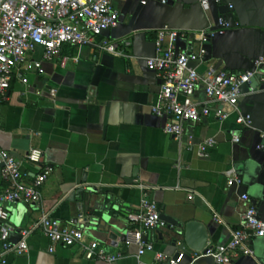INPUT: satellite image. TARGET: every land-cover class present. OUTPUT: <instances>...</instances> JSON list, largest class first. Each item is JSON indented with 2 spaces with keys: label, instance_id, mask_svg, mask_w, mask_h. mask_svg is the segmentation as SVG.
Listing matches in <instances>:
<instances>
[{
  "label": "crops",
  "instance_id": "obj_1",
  "mask_svg": "<svg viewBox=\"0 0 264 264\" xmlns=\"http://www.w3.org/2000/svg\"><path fill=\"white\" fill-rule=\"evenodd\" d=\"M200 1L168 0L163 5L150 0L142 6L141 0H115L119 22L104 37L130 41L124 57L65 45L60 57L48 62L38 49L33 59L42 61L43 73L26 72L24 81L13 79L9 99L1 105L0 151L22 163L28 183L37 175L26 161L31 149L43 152V166L52 172L40 189V207L7 205L11 242L19 241L21 229L50 214L63 226L84 231L85 243L97 241L107 252L121 254L117 264H139V248L126 238L134 228L127 211L138 208L145 196L157 203L167 227L144 240L154 244L155 253L170 257L178 248L168 237L190 221L207 227L212 246L231 239L251 205L264 220V148H258L264 147V74L243 93L238 113L222 122L215 115L218 107L211 106L209 117L185 124L179 140L163 132L168 117L152 113L161 81L146 61L155 55L160 30L187 32L176 44L183 52L198 49L196 33L217 26L221 16L227 18L233 28L206 45L200 74L210 67L241 73L264 55V0L210 1L208 9ZM65 57L71 60L63 67ZM198 98H205L203 91ZM239 113L252 116L251 129L236 123ZM232 132L239 134V143L232 141ZM208 138L217 144L201 157L198 146ZM230 170L241 185L228 186ZM2 187L0 182V193ZM244 194L248 201L241 199ZM215 214L223 224L215 221ZM28 246L27 253L10 256L9 264H108L87 260L79 246L53 244L39 231ZM250 246L254 257L233 264H264V238L253 239ZM155 253H147L143 261L156 264ZM198 264L216 263L202 259Z\"/></svg>",
  "mask_w": 264,
  "mask_h": 264
},
{
  "label": "built area",
  "instance_id": "obj_2",
  "mask_svg": "<svg viewBox=\"0 0 264 264\" xmlns=\"http://www.w3.org/2000/svg\"><path fill=\"white\" fill-rule=\"evenodd\" d=\"M150 0H141L142 6ZM167 5L168 0H159ZM210 1L221 4L223 0H201L203 8L208 9ZM115 0H0V111L1 105L8 101L13 79L25 80L24 73H43L42 61L33 59L38 49L42 50L43 59L51 62L60 57L65 45L82 48L91 47L100 54L124 57L125 49L131 42H116L104 37V33L117 27L119 14L114 6ZM234 8L233 4L228 5ZM233 28L225 16L217 21V26L196 33L198 49L191 48L180 52L176 44L188 36L185 31L162 29L157 34L155 55L147 59L149 71L154 72L161 81L158 103L152 106V113L158 117H168L163 132L175 139L184 135L187 122H199L211 115V106L218 107L215 115L220 121L229 118L232 112L238 113V105L243 96L242 87L250 85L255 77L264 74V55L256 58L250 69L241 73H227L210 67L204 74L199 68L204 64L206 45L217 36L224 35ZM69 57L62 59L64 67ZM203 91L205 98H198ZM225 108L228 109L225 110ZM236 123L244 129H251L253 119L250 114L237 115ZM232 141L240 142L237 132H232ZM217 144L213 138L204 140L198 146L201 157H207L210 149ZM260 150L263 145H259ZM44 154L39 149H31L26 161L37 169V175L28 183L29 178L23 172V165L9 152L0 151V264H9L10 256H20L28 252V240L39 231L53 244L67 248L79 246L89 261H103L117 264L121 254L107 252L99 242L85 243L84 231L65 227L50 214H43L40 219L19 231V241H10L11 228L7 222L10 213L7 205L42 204L41 187L47 182L52 169L43 166ZM228 186L241 185L242 181L234 170L226 173ZM140 189H146L139 185ZM248 201V195H242ZM214 219L223 224L219 215ZM127 220L134 227L126 233L129 243L139 248V264H146L143 257L155 253L152 242L145 239L150 232L167 227L161 217L155 201L145 196L138 208L127 211ZM264 238V221L260 218L256 205H251L241 214V225L231 233V239L221 245L208 246L201 252H194L192 259L212 258L216 264H233L246 257H254L250 246L253 239ZM184 253L175 259L163 253H155L156 264H182Z\"/></svg>",
  "mask_w": 264,
  "mask_h": 264
},
{
  "label": "water",
  "instance_id": "obj_3",
  "mask_svg": "<svg viewBox=\"0 0 264 264\" xmlns=\"http://www.w3.org/2000/svg\"><path fill=\"white\" fill-rule=\"evenodd\" d=\"M258 79H260L258 76L255 77L251 83H255ZM249 87V85L243 86L242 93L247 91ZM83 210L84 207L82 206V211ZM209 239L210 235L205 225L196 221H190L180 230L172 232V234L168 237V242L172 247L178 248L177 253L174 255L175 259H177L180 254L184 253L186 258L182 264H198L202 259H212L202 258L195 261L192 259V254L194 252H201L208 247ZM188 260L189 262H187Z\"/></svg>",
  "mask_w": 264,
  "mask_h": 264
}]
</instances>
